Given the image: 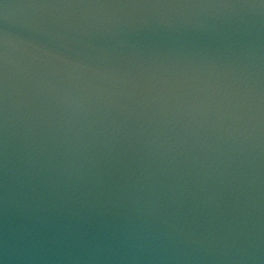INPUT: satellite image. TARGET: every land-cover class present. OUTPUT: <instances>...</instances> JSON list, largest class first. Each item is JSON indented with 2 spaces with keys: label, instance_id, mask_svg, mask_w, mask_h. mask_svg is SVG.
I'll list each match as a JSON object with an SVG mask.
<instances>
[{
  "label": "water",
  "instance_id": "95a60500",
  "mask_svg": "<svg viewBox=\"0 0 264 264\" xmlns=\"http://www.w3.org/2000/svg\"><path fill=\"white\" fill-rule=\"evenodd\" d=\"M0 264H264V0H0Z\"/></svg>",
  "mask_w": 264,
  "mask_h": 264
}]
</instances>
